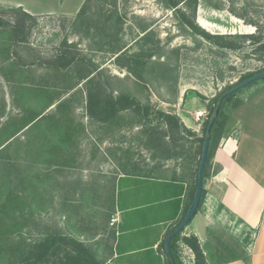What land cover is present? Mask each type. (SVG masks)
<instances>
[{"label":"rangeland","instance_id":"1","mask_svg":"<svg viewBox=\"0 0 264 264\" xmlns=\"http://www.w3.org/2000/svg\"><path fill=\"white\" fill-rule=\"evenodd\" d=\"M185 1L177 10L204 29L200 16L211 25L205 31L242 48H220L192 34L165 0H84L74 13L32 18L12 0H0V17L9 24L0 26V126L27 108H43L41 115L47 116L20 130L0 153V198L7 186L19 196L10 211L18 228L3 243L27 246L61 233L104 258L115 231L118 173L149 170L160 162L172 167L169 158L182 149L186 159L194 152L195 175L200 142L191 151L189 142H173L174 133L164 136L165 124L157 127L152 115L151 124L132 112L101 124L85 111L87 90L100 88L104 94L133 95L152 110L174 112L181 89L198 91L208 101L242 76L264 69L263 52L251 38L237 35L255 32L247 23L252 21L264 36V0H197L194 13ZM16 21L19 42L10 26ZM59 54L75 55L77 61L57 77L45 61ZM4 135L0 132V139ZM9 257L15 262V254Z\"/></svg>","mask_w":264,"mask_h":264},{"label":"crops","instance_id":"2","mask_svg":"<svg viewBox=\"0 0 264 264\" xmlns=\"http://www.w3.org/2000/svg\"><path fill=\"white\" fill-rule=\"evenodd\" d=\"M83 1L12 0V6L32 15L70 14ZM197 22L211 31L200 16ZM198 94L202 93L181 89L174 105V112L195 138L202 136L207 107V99ZM237 96L241 102L231 110L203 182L204 201L182 233L198 238L210 263L264 264V80L250 83ZM198 111L205 114L198 117ZM189 143L191 151L198 141ZM190 156L169 158L172 167L160 162L149 170L116 175L117 222L105 262L168 264L161 243L191 202L194 152Z\"/></svg>","mask_w":264,"mask_h":264},{"label":"trees","instance_id":"3","mask_svg":"<svg viewBox=\"0 0 264 264\" xmlns=\"http://www.w3.org/2000/svg\"><path fill=\"white\" fill-rule=\"evenodd\" d=\"M184 0H165L168 7L177 10V6ZM185 2H190L193 5V13L196 9L197 0H186ZM178 15L180 16L182 23H184L190 30L192 34L201 35L206 41L215 44L220 48H229L237 49L242 48L241 44H237L231 40L223 39L222 35L211 34L204 29H201L197 24L194 23L188 16H186L180 10H177ZM24 16L32 18V15L28 12L22 11ZM255 26L256 30L252 33H242L237 34L239 37H248L252 39L254 46L257 50L262 51L264 54V36L257 34L258 25L255 22H247ZM9 25L3 18L0 17V26ZM15 34V42H19L23 39V36L20 34V22L16 21L10 25ZM223 39V40H222ZM77 57L75 55L65 56L64 54L57 55L53 60H47L46 65L52 69L54 75L65 74L63 71L68 70L75 62ZM44 62V63H45ZM264 70V69H262ZM262 70L248 73L242 76L237 83L228 86L223 91L216 94L213 98L207 101V114L202 123V136L195 138L194 133L187 129L181 122L179 116L175 112L165 111L163 109L152 110L149 105L143 104L137 97L126 94L119 93L113 94L108 93L104 94L100 88L94 90H87L86 100H85V111L86 114L93 120L101 124H110L112 121H118V117L122 112H132L138 115L143 124H151V115L154 116L157 121V127L159 124H165L168 132L164 136H169V132H173V142L177 143L181 140L185 142H190L191 140H197L200 142L199 155L201 153L202 143L204 137L207 135L206 128L210 121V118L214 116L215 106L217 101L224 95L220 102L219 112L215 116L214 123L210 132V143L208 148V157L203 173V182L205 177L208 175V169L210 167L212 156L221 140L226 121L231 113V110L235 108L240 102L241 99L238 98L237 94L242 89L236 91H231L227 93L233 86L244 80L245 78L260 72ZM89 75V72L80 77V80L86 78ZM264 78L259 81H263ZM258 81V80H257ZM254 81V82H257ZM73 86H67L65 90L71 89ZM200 98L206 99L202 94H198ZM54 101V100H53ZM53 101L49 102L46 107L50 106ZM60 106V103L58 104ZM45 107V108H46ZM3 108V106H2ZM43 108H27L23 113L11 117L4 124L0 126V132L5 134L4 137L0 139V153L4 149H7L6 143L11 139L15 134L22 130L27 125H38L40 121L44 120L47 116L41 115ZM41 115V116H40ZM55 119V118H54ZM56 123L60 124V121L56 119ZM32 126V127H33ZM69 129V127H67ZM71 131L66 130L65 135L69 137ZM194 138H189L193 137ZM6 143V144H5ZM5 144V145H4ZM4 145V146H3ZM10 145V144H9ZM3 146V147H1ZM183 147V144H180ZM182 155L184 151L182 149L175 150L174 155ZM200 158V157H199ZM9 161L4 162L5 166L10 169ZM199 163V159H198ZM11 165V164H10ZM195 181L192 185L190 191V201L193 198L196 178H197V169H196ZM8 175L10 177L16 176L13 170H9ZM1 190V188H0ZM7 191L6 195L3 198H0V264H110L105 262L104 258L98 257L95 250H93L89 245H87L82 240H79L75 237L61 234V233H49L45 237L41 238L33 244H28L27 246H21V243L17 245H9L8 243H3V240L7 238L10 234H14L18 228L17 221L11 222L14 218L10 211L15 204L19 196H15L14 192L10 190L9 186L5 188ZM205 189L203 188L201 199L197 211L200 209L204 198H205ZM190 203V202H189ZM196 211V212H197ZM191 221V220H190ZM189 221V223H190ZM179 223V222H178ZM177 223V224H178ZM188 223V224H189ZM176 224V225H177ZM175 225V226H176ZM170 228L167 232L169 234L174 227ZM183 232V230H182ZM174 235L170 242L171 252L177 264H184L181 260L180 249L178 241L182 240L188 246L191 247L195 254V263L194 264H213L206 260L205 254L203 253L202 247L198 241V238L195 235H182L181 233ZM162 248L164 249V240L161 243ZM165 253V251H164ZM9 254H15V262H11ZM166 254V253H165ZM167 256V255H166ZM168 264H172L167 258Z\"/></svg>","mask_w":264,"mask_h":264},{"label":"water","instance_id":"4","mask_svg":"<svg viewBox=\"0 0 264 264\" xmlns=\"http://www.w3.org/2000/svg\"><path fill=\"white\" fill-rule=\"evenodd\" d=\"M262 78H264V70L257 72L255 74L245 78L244 80H242L241 82H239L238 84L233 86V88H231V90H229L227 93H229L231 91H236V90L241 89V88H244L245 86L249 85L250 83L257 81V80H260ZM224 95H226V93H224L223 96ZM223 96H221V98L217 101V104H216L215 110H214V116H212L210 118V121H209L207 128H206L207 135L204 137V140L202 143L199 163H198V167H197V178H196V184H195V190H194L193 198H192L184 216L182 217V219L174 227V229L169 234L166 235V237L164 239V250H165V253H166L168 259L170 260V262L172 264H177V263L173 257L172 252H171V247H170L171 239L174 235L182 232V230L185 229V227L188 225L189 221L195 215L197 208L199 206V203H200L202 191L204 188L203 173L205 170L207 157H208V148H209V143H210V132H211V128H212V125L214 123V120H215V116L219 112L220 102H221V99Z\"/></svg>","mask_w":264,"mask_h":264},{"label":"built area","instance_id":"5","mask_svg":"<svg viewBox=\"0 0 264 264\" xmlns=\"http://www.w3.org/2000/svg\"><path fill=\"white\" fill-rule=\"evenodd\" d=\"M205 113L202 111H198V117L203 116ZM117 218L114 217L112 223H116ZM181 260L184 264H194L195 263V254L190 246L184 243L182 240L178 241Z\"/></svg>","mask_w":264,"mask_h":264}]
</instances>
